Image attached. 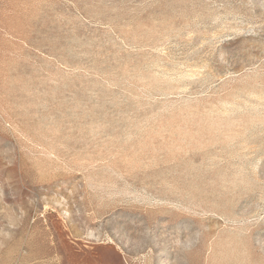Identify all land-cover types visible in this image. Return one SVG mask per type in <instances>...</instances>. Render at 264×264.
I'll use <instances>...</instances> for the list:
<instances>
[{"label":"rangeland","instance_id":"374dc122","mask_svg":"<svg viewBox=\"0 0 264 264\" xmlns=\"http://www.w3.org/2000/svg\"><path fill=\"white\" fill-rule=\"evenodd\" d=\"M0 264H264V0H0Z\"/></svg>","mask_w":264,"mask_h":264}]
</instances>
